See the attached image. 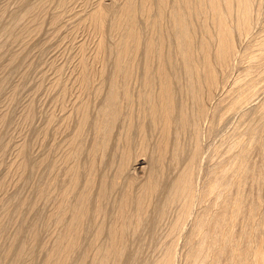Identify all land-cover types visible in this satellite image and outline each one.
I'll use <instances>...</instances> for the list:
<instances>
[{"label": "bare ground", "instance_id": "1", "mask_svg": "<svg viewBox=\"0 0 264 264\" xmlns=\"http://www.w3.org/2000/svg\"><path fill=\"white\" fill-rule=\"evenodd\" d=\"M7 1L9 3L13 2L12 0ZM15 1L19 3V6ZM31 1L32 0H14L15 4L19 8L21 7V10H24L21 11L18 8V11L20 10V12H24V14L15 12V16H17V19L19 18L17 20L15 19L16 17H14L15 21H19L18 23L15 22V24H17V27H21L20 29L17 28L14 23H11L13 25L12 27L4 25L5 28L2 24V29H4L3 32L10 34V36L8 35L10 39L8 38L6 42L8 41L7 43L11 44V40V42L16 43V47H18L19 43V46L21 45L23 49L21 50V47H18V49L20 48L19 52L18 50L16 52L12 48L16 52L15 54L10 48L9 49L11 52H9L7 49V53L9 52L8 54L12 52L13 53L11 55L14 54L13 56L9 57L10 59L13 57L11 61H9L10 59L8 60V62H10L9 65H14V63L15 66L16 64L18 65V59L21 60L20 62H22L21 64L23 65V60L26 58V56L30 55L29 52L27 54L24 49H28V47L30 48V46L34 44L33 41H35V39H37V43H39L38 41L40 40V38H37V34L39 33L40 29H43V20L41 21L40 18L42 16L39 14V12L41 13L43 9H46L47 6L53 7L55 2L57 3L55 6L56 12H53V16L51 15L50 17V19L53 17L52 22L47 18L50 20L48 22H51V24L53 23L55 27L57 25L59 26L60 23H62L63 16L69 19L68 17H70L69 15L71 13L70 12L68 15L69 6H75L77 8H75L77 12L74 8L71 9L74 10V15L78 13V10L81 8V13L76 14L74 18H76L75 20H78L76 22L79 24V27L80 24L81 26L83 25L84 28L86 26L88 28L90 27L93 32L92 34L96 35L95 38L98 39V42H96V52H94V56H96L95 59H92L94 60L92 61L93 63L88 60L90 61V65L86 60V55L89 54V52H86L88 47H85L86 44L83 46L84 42L81 43L82 45L79 43L81 45L82 55H78V58L81 59H78L80 62H77L79 63V67L75 68L80 69L79 72L78 70L76 71L78 72L77 74L79 76L76 75L74 73L75 70H73L74 74L72 77L74 75L78 76V81L73 82L76 84L79 82L77 86L78 89H81L79 94H77L78 89H76L77 87H74L77 94L76 96L78 97L79 95L81 96L82 93L83 94L81 97L82 100H78L79 103L77 104L74 103L75 107H72L74 108V112L73 110L70 111L68 108H71V102L68 106L66 104L62 105H66L65 107H67L72 113L71 115H68L70 113L67 114L68 116L64 114L67 111L66 108L65 110H59L62 111V113L64 111L63 114L66 116H62L65 120L67 117L66 125H69L68 120L71 119L72 121L70 120V122H73V119L76 118V122H74L75 126L73 123H71L74 128L72 127L73 129L71 132H66L68 133V136L67 134L66 136L64 135L65 131H63L64 134L62 131L61 133H58L60 134L59 136L63 134L65 137H67L64 139L62 138L64 137L63 135L60 137L63 139L64 143L60 141V138L57 137L56 134L57 131H59L64 126L61 128L58 126V130L57 125L59 122L58 124H55L56 122L53 120L57 129L56 133H54L55 126L52 128L49 127L52 126L50 124L53 123V121L48 118L50 115L47 117L48 120H51L49 125L47 122H45L48 125L45 126L49 128V131L52 129V132L54 130L53 133L56 134L57 138L54 136L52 137L54 138L53 140L57 141L59 139L61 143L59 141L57 142L60 145H63L60 146L62 149L60 150L58 148L59 145H57L56 142V144L53 142V144H55L59 149L58 151L57 148L54 147L55 150L58 151V153L62 151L60 157L58 156V159L55 158L54 154L56 152L55 150L52 151L53 148L49 150L50 152H54V154L52 153L54 157H47L51 153H47V155L45 152L47 149L44 150V148L41 147V150L43 149V152H45V156L43 155L44 158L42 160H36L35 158L38 156V153L36 152L37 154L34 155L35 158L32 160H36L38 163L34 164L33 161V164H31L29 161L31 158L28 157V154L30 153V156L33 154L31 153L32 151L27 153L28 150L26 149V145H23L26 143V141L23 139L25 138L23 137V134V136L20 137H22L21 141L23 139L25 142H21L23 146L18 148V158H16L18 160L17 162L15 160L14 162L16 163L13 164L15 166L14 170L17 167L16 165H18L17 169L20 171V175L17 174V176L15 171H12V163L8 162V164L10 163V167L12 169L10 170V174L14 172L13 174H15L16 177L13 174L11 175H13L16 179L18 177L17 183L20 182L22 177L30 171H33L35 174L37 172V176H39L40 172L45 170L42 169L45 166L46 168L48 167L46 171L50 169L48 173L50 176L43 185H39L37 187V194L33 199L36 200L35 202L38 203L39 206L34 203V200L33 203H28L30 200L29 197L24 196L25 194L23 195L24 197L21 195L25 200L20 199V202L17 200V205H13L11 203L13 202V199H11L12 196L9 194H3L2 197L0 196L1 202L6 201L5 196H8V198L10 196L9 199L11 202L9 199L8 201L11 203L13 208L17 207L16 209L20 214L19 215L16 212L17 210H14L18 215L15 214L17 215L16 221H13L11 218L13 222H7L6 225H8L9 231L6 230L7 226L5 227V219L1 217V261H4L5 264H34V262L36 264V259H38L36 257L37 253L39 252L38 246L42 241V238L40 239L41 232H39V230L42 229L40 227H36L39 226L40 222H38V225L33 224L35 226H32V222L37 223V219L34 221L36 218L34 214H37L36 216L38 217L42 216L41 212H43V210L40 211L37 208H40L39 202L41 204L45 203V205H47L46 202L52 201L51 208H48L49 204L46 206L48 209L43 204L46 208L45 211L51 210L47 214V217H45L44 224H41L44 225L45 229H49L51 225H53L54 227L52 226L51 228L54 230L51 228L50 230L46 229L48 234L50 233L49 231H51L53 235V243L52 248L50 249V247H48V244H50L48 239L47 241L49 243L47 244L46 242L43 245H47L46 247H48L50 250H46L45 246L40 248V251H44L45 253L44 261L41 264H141L139 263L141 261L139 258L141 249L145 247L152 238L158 237V228H160L161 224L165 223L164 221H167L165 219L171 221V219L168 218V213L171 214V212L174 211V208L178 209V216L176 217L172 215V220L173 216L177 219L174 220L170 226L168 224V226L171 227L169 232L172 235L180 234V232L182 235V230L186 229V225L191 222L189 219L191 218L190 220H192V215L194 214L193 211H195L194 207H196V204L203 205L204 203H209L210 206L203 205L206 207L205 209L203 208L204 212L201 211V213L193 217L194 222L192 229L189 232L190 234H188L189 237L187 238V248H189V250L187 249L188 253L185 255L187 256L188 262L186 263L264 264V245L261 246L259 243L262 242H259L257 239L258 236H260L258 235L260 234L259 231L261 229L264 230V228H261L264 227V224H261L260 221L258 222V219L260 218H258V216L261 214V203H263L261 198L263 197L261 193V195L258 193V196L260 195L261 197H256V202L252 200V203H248L245 200V193H247L245 192V188L248 187V184L256 186V189L257 186L260 188L264 185V98L260 101H258L259 98L257 100V97L261 96V91L264 96V91L262 89L264 87V0H38L37 2H35L36 0H33L34 3ZM4 3H2V6ZM11 3L7 4L6 2V4L9 6L4 4L5 9H8L10 5L16 6L15 4ZM46 10L48 11L50 9L47 8ZM51 10L48 11V13H50ZM44 12L45 11L42 13ZM12 13L14 12L12 11ZM17 14L20 15V17ZM65 14H67L68 17ZM44 15L46 20L47 12L43 14V17ZM39 16L41 17L39 18ZM74 18H72L73 20H71V22L69 21L70 25L73 23ZM1 19L0 21H2ZM67 19L63 20L62 24L64 26L61 25L62 29L58 27V35L62 34V31L65 28V20L68 22ZM23 20H28L29 23L27 24L26 21V24H24L22 27L20 24ZM47 26L48 31V28L51 26ZM55 27H52V31H54ZM17 29H19L21 32H19ZM35 31H37V34ZM52 31L49 33H53ZM6 33L5 35H7ZM31 33L34 34L35 37L37 35V37H32L33 35H31ZM54 34L55 33H53L52 36H54ZM30 36L34 39L33 41ZM0 37L2 36L0 35ZM1 42L0 53L2 54L5 44L3 45ZM6 42L4 41V43ZM30 42L31 44H29ZM78 47L80 48L79 45ZM22 51H24L27 55L23 54ZM33 51L31 52L33 53ZM5 52L6 50H4V53ZM21 54L22 56H26L23 57V59H20L19 57ZM91 56L93 57V52ZM91 56H89V58ZM3 58L5 59L6 57ZM35 58L36 57H34V59ZM32 61H30V64ZM26 62L27 59L25 64ZM94 63L101 64H97L101 66L100 69H95L96 67H99L96 66L94 68L95 65L93 66L94 69H92L97 70L99 73H96V71H94L95 73H92L93 71L90 69V67ZM108 63L111 64V71H108L109 69L107 70V67H110L109 65L107 66ZM9 65L6 66V64H4L5 67H3L5 69L8 67L9 69ZM31 65L34 66L33 64ZM60 68L64 69V65ZM27 69L22 70L26 72ZM56 71L62 75L65 74V70L64 72L62 71L64 74L60 72L61 69L60 71L58 69L55 70L54 73ZM14 72L15 71L11 73L13 74ZM4 73L2 76L6 74ZM22 74L20 75L21 79L25 77H22ZM61 74H59V76ZM93 74L99 77V79H96L97 81L95 80L96 77H93ZM6 75L8 76V74ZM59 76L57 75L58 78H55L56 76L54 75V78L52 77V79H58L59 81ZM76 76L74 77L75 80ZM8 77H10V75ZM62 77L60 76V80ZM72 77H70L68 81L67 79L62 78V80L65 79L68 82H64L65 80H63L66 85H64L62 88H60L61 85L63 86V84L60 85L62 80L59 81V84H57L56 80L55 82H53L54 80L52 82L57 84H55V87L57 86L63 91H66L67 85L70 86L71 89L68 87L69 90L67 89V92L64 93L62 90V92L60 91L66 96L69 91L74 90L72 86H76V84L70 82L71 79H74ZM93 78L95 83L98 82V85L94 83ZM224 78V82H226L227 78L229 83H224ZM1 80L3 81V79L0 78V81ZM5 81L6 79L4 82ZM23 81L24 80L22 79V83ZM19 82L21 83V81ZM43 83L44 82H41V84ZM95 85L97 86L95 87ZM1 86L2 85H0V92L3 90H1V88H3ZM57 87L56 89H58ZM49 88L51 90L49 91L48 89V91L51 92L53 86H49ZM60 89H58V92ZM54 92L55 91L51 92L52 96L57 93L56 92L54 94ZM70 93L72 94V92ZM89 93L94 94V96L93 94H90L91 96L89 95L90 99L93 96V99L96 97L97 99L101 100L98 110L95 107H92L93 105L91 106V102L88 101L89 97H87L86 100H83L84 94L88 95ZM220 93L223 95L221 96ZM16 94L18 93L16 92ZM69 94L66 97H69ZM73 94L71 96L74 99L75 95ZM63 95H61V97ZM217 96L218 98L219 96L221 98L216 100L217 102L215 103L217 104L213 106L215 109L212 106V108H210L214 109L212 110V113L215 115L212 116H216V118H213L217 120V122H210V125L217 124L220 120V122L224 121L225 118L223 117H226V115H229L226 118L230 117V120H232L234 123L230 122L232 124L227 126V128L231 126V129L228 128L230 133H226V140L224 139L227 143L226 152L224 153L226 154L225 160L220 162L221 165L217 167L216 171H212L215 170L216 166L215 168H211L212 172H208L210 174L209 180L206 182L205 178L204 181L206 183H202L205 184V186L201 185L202 189L199 190V187H197L198 184H196V181L198 180H196V177H198V173H200L197 168L198 165L201 164L199 160L200 157H202L203 152L201 146V131L203 129L201 128L204 127H202L201 124H203L202 122H207L206 117L208 118L210 114L209 111H211H208L209 106L207 107V105L211 101L214 103ZM16 97L18 102V96ZM66 97H62V101H65V103ZM11 98L13 99L12 96ZM48 98H50V96ZM53 98L50 99L52 100ZM59 98V96H56L57 101ZM77 99L75 100L76 102ZM14 101L16 102V99H14ZM24 101L26 100L24 99ZM24 101V104H22L21 107L25 105L26 102ZM46 101L48 102V100ZM52 101L54 102L55 98ZM55 102L53 104L54 110L55 107L60 104L58 101V104L56 103L57 105L55 106ZM252 102H256L257 105L255 103L254 105L256 106L253 105L254 107L249 109V106L253 104ZM8 104L11 106V102ZM92 104H94V102ZM26 106L24 107L25 109ZM62 106L60 105L59 107L61 108ZM93 108L97 110L94 115L92 112L95 111L92 110L91 112V109ZM4 112H7V110ZM51 112V115L54 113L53 116L57 117L55 116V111ZM224 112L225 115L223 114ZM27 113L28 115H35V113L30 114V111H27ZM4 114L6 115V113ZM44 114H46V112ZM220 114V118H217V116ZM5 115H2L5 119L2 117H0V119L6 120L7 115ZM28 115L26 114L27 118L25 117V120L27 119L26 123H30V121L33 122V120L28 122ZM72 115L75 118H73ZM59 119H61V117ZM3 120H0V126L5 123L7 124V122ZM13 120L16 119L13 117ZM227 120L229 121V119ZM56 121H58V119ZM36 124L34 125L36 126ZM218 125L219 124L215 126ZM45 126L44 129H48L45 128ZM215 126H212L214 127L212 131L216 130L215 128L217 127ZM6 128L9 129L10 127ZM68 128L71 129L69 126ZM30 129L32 130V128ZM1 131L3 132V130L0 129V133H2ZM44 131L43 134L45 133ZM40 132L41 131H39V133ZM216 132H218V130H216L215 133ZM39 133L38 136L34 134L36 139H38L37 137H39ZM49 133L47 135L50 137L49 139H52L51 136L54 134L52 133L50 134L51 136H49ZM89 133H91L90 136H88ZM47 135L45 136L47 137ZM41 136L44 135L41 134ZM223 138H225V136ZM39 140L40 139H38V141ZM41 140L44 141L42 138ZM21 143H19V145H21ZM37 143L39 144V142ZM44 144H46L47 148L48 145H51H47L46 142ZM7 145L6 149L9 148ZM219 145L222 147V144L219 143ZM29 146L31 145L29 144ZM29 146L28 148L31 150ZM2 148L4 147H1L0 150H2ZM38 150L41 152L40 149ZM7 152L9 153L8 150ZM40 152L37 158L40 157ZM16 156H14V158ZM220 156L221 154L219 157ZM2 162V165L7 164L4 161ZM146 169L147 173L145 172V177H142L141 180L138 179L140 176L136 174L138 172L142 173V171H146ZM5 170L4 172H6ZM197 171L198 173H196ZM7 173L4 174L5 177L6 174L9 175V172ZM42 175H45L43 171L40 175L41 178ZM4 176L1 175L0 179L2 177L4 179ZM141 176H144V174ZM3 179L2 181L5 182L6 180ZM42 179L45 180L44 178ZM24 180H26L25 177L23 181ZM26 181H29V179ZM35 181L39 182V180ZM13 182H15L14 192L16 193L19 188L15 187H20L22 181L20 184H17L14 180ZM1 184L2 183H0V185ZM12 184L9 183L10 186ZM2 185L5 186L7 183H3ZM2 185V192H5L6 186L3 187V190ZM10 186L9 188L11 189ZM24 187L22 186V190ZM32 188L34 187L30 188V192ZM15 193L11 195H14ZM18 193H16V196H20L17 195ZM16 196H13V198H16ZM32 196H30V198ZM26 198H28L27 201ZM6 204L7 203H5V205ZM4 207L5 209L8 207L7 210L9 213L6 214L7 210L4 212L2 206L3 211L1 208L0 210L5 216L3 214L0 215L4 216L7 221V219H9L8 214L11 215L10 211L13 209L8 205L7 207ZM27 209H29L31 212L34 211V213H32L34 219H31L29 217L30 215L27 216L30 220H32L30 223L31 226L29 225L30 221L28 224L27 221L21 220L22 223L20 222V219L23 217L21 213L23 211L25 212V210L27 212ZM18 216L22 217H19L18 220ZM17 221H19L21 224ZM13 224L14 227L17 226L16 224H19V226L15 229H12ZM165 225H162V228ZM168 226H166V228H169ZM237 226H240V231H238L239 228H237L239 234H237L235 231ZM5 231L8 235L5 237L9 239V244L7 246L5 245L7 244V239L5 238L6 240H3L4 242L2 241V239H4L3 236ZM11 231L15 233H12L14 234L11 235L12 238L8 234ZM160 232L163 231L160 229ZM165 233L166 232L164 231V234ZM185 233H187V231H185ZM9 236L10 238H8ZM178 238L180 237L178 236ZM158 239L159 238H157V241H159ZM153 240L156 241L155 239ZM260 240L262 241L263 239ZM173 241L175 242V239L170 241V244L166 243L167 246H165L166 248L164 247L165 252L164 250L162 251L163 255H161V258L158 260L155 259L153 262L154 254L153 257L152 255L149 256L150 258L152 257V264H175V261L177 260V257L175 258V255H177L175 254V248L178 244V241L177 243L175 242L176 245ZM2 242L6 243L2 244ZM256 242L259 243L256 244ZM151 243L153 245L150 246L153 248L152 246H154L155 242H150V244ZM148 247L146 248L148 249ZM142 251L144 252V249H142ZM152 251L153 250H151V252ZM143 252H141V254ZM151 252L150 254H152ZM144 254H142L143 256L140 255V257L145 256V258H147L146 254ZM39 256L43 257L42 254ZM139 259L140 261L137 263ZM147 260H145V262L148 264L149 260L148 262Z\"/></svg>", "mask_w": 264, "mask_h": 264}, {"label": "rangeland", "instance_id": "2", "mask_svg": "<svg viewBox=\"0 0 264 264\" xmlns=\"http://www.w3.org/2000/svg\"><path fill=\"white\" fill-rule=\"evenodd\" d=\"M5 3H4V2ZM11 1V0H10ZM13 2H14V0H12ZM35 1V0H34ZM34 1L32 0L31 2H33L34 3ZM38 0H36L35 2H37ZM6 2H7V4H10L7 0H2V2H1V0H0V10H2V11H0V16H1V13H2V16H1V20L2 21H0V35L2 36V37H0V42L4 45V47L6 48H4V50H6V54L4 53V50L2 51V54H4V55H2L1 53H0V68H1V66H2V68L1 69H3V70H1V76H0V78L1 79H3V81L1 80L0 81V85H2L1 87H3V88H1V92L3 93H1L0 92V115L2 114V115H5L4 113H6V115H7V117H6V120H3V119H0V120H3V121H5V122H7V124L5 123V122H3V123H5L6 124V126H5V124H2L0 127H2V128H0L1 130H3V132L2 133H0V149H1V147H4V148H2V150H0V170H1V172H0V177H1V175H3L4 176V174L5 173H7V172H9V175H7L6 174V177L4 176V179L5 178H7L8 176L10 177H8L7 179H8V181H7V179H5L6 181L5 182H3L2 181V179H3V177L0 179V183H7V185H2V188L3 187H5V192L3 191L2 192V189H1V185H0V196L2 197L3 196V194L4 195H6V194H9L10 196H12L11 197V199H13L12 201L13 202H11V200L9 199L10 198V196H9V198H8V196H5V200L7 201H5V202H1L0 201V203H1V205H0V208H1V210L3 211V209H4V212H6L5 210H7L8 209V207H7V205L9 206V207H11L13 210H11L10 212H11V215H9L8 214V216H9V219H7V221H6V218L4 217L5 215H4V213H2V211L0 210V214L2 215H4V216H1L0 215V220L2 219L1 217H3V219H5V227L7 226V229L6 230H8L9 231V229H8V225H6L7 224V222H9V221H12V219H13V221H16V216L19 214L18 213V210L15 208H13V206L11 205V203L13 204V205H15L16 203L18 204V201L21 199V200H25V199H23V197L25 196V197H29V200H30V202L28 201V203H33V200H34V203H36L35 201V199H33V198H35L36 197V192H37V187L40 185H43L47 180H48V177L50 176L48 173H49V171H50V169H48L47 171H46V169L48 168H46V166L44 167V168H42V169H45V170H42L43 171V173L45 174L44 176L42 175V178H44L45 180H43L42 178H41V173H42V171L40 172V175H39V173H38V175L40 176V178H41V180H40V178H39V176H37V172H36V174L35 173H33V171H30V172H27L23 177H22V182L20 181V179H19V181L21 182V184H20V182H18L17 183V180H18V177H17V179L15 178L16 177V175L17 174H19L20 175V171L17 169V167H18V165H16L17 167L15 168V170H14V165L13 164H15L16 162H17V160L18 159H16V158H18V152H19V149L18 148H20V146H23V145H26V149L28 150V152L27 153H29L30 151H32L31 153L33 154H31L32 156H30V153L28 154L29 156V158H31V160L29 159V161L31 162V164H35V163H38V161H36V160H39V159H43L44 158V156H45V152H46V154L47 153H51V154H47L46 156L47 157H50V158H52V156L54 157V155H55V158L56 159H58V156L60 157V154L62 153V151L61 152H59L58 153V151H59V149L60 150H62L61 149V147L60 146H63L62 144L60 145L57 141H59V139L57 140V141H54L53 139L54 138H52V137H56V134H57V137H62V135L64 134L65 136H66V134H67V136H68V133H66V132H71V130L74 128V122H76L75 120H76V118L75 117H73V115H72V117L73 118H75V119H73V122H70V120H68L69 122H68V124L69 125H66L67 124V117H66V120L64 119V117L62 116V115H64V114H68V113H70V114H68V115H71L72 113L70 112V111H72L74 108H72V107H75L74 105L75 104H77V103H79L78 102V100H82V94H81V96L79 95L78 97L76 96L77 94H79V92L81 91V89L79 88L78 89V86H77V84H79V82L76 84L75 82H77L78 80V72H79V70L80 69H75V68H78L79 67V63H77V62H80V60L78 61V59H81V58H78L79 56L78 55H82V52H81V43H83L84 45L83 46H85V44H86V46L85 47H88L86 50V52L88 53L89 52V56H91L92 55V52H93V57L91 56L90 58H89V56L88 55H86L85 57H86V60L88 61V60H90L91 61V63H93L92 61H94V60H92V59H95V56H94V52H96V42H98V39L97 38H95V36L96 35H94V34H92L93 32H92V30L90 29V27L88 28L86 25V27L84 28L83 27V25L81 26V24H80V27H79V24L76 22V21H78V20H75L76 18H74V16L76 15V14H78V13H81L80 11H81V8L78 10V13H76L77 12V8L75 7V6H69V8H68V15H69V13H70V17H68V15L67 14H65L69 19L72 17V18H74V21H73V23H71V25H72V27H71V25H70V22H71V20H73L72 18L69 20V19H67V18H65V16H63V18H62V23H63V20L64 19H67L68 20V22L65 20V28L63 29V31L62 30H60V31H62V34H60V35H58V33L59 32H57V30L59 31V28L58 27H60V29H62V26H64L62 23H60V25L58 26H56L55 27V25L52 23L51 24V22H52V20H53V17H52V19H50V17H51V15L53 16V14L56 12V10H55V6L57 5V3L55 4L54 3V5H53V7L52 6H47L46 7V9L48 8V9H52L51 10V12L50 13H48V11H50V10H46V9H43V11H45V12H47V17H46V20H45V15H44V17H43V14H45V12L44 13H40L39 12V14L42 16H39V18L41 19V21L43 20H45L44 22L42 21V30L40 29V31H39V33L41 34H37V31H35V33L38 35V37H37V35H36V37L37 38H40V40L38 41L39 43H37V39H35V41H33L34 39L32 38V37H35L34 36V32H32V33H34V34H32L31 33V35H33L32 37H31V39H32V41H33V43L34 44H32L31 46H30V48L28 47V45H27V47H28V49H24V51L28 54V52H29V54L30 55H28V56H30V57H28V56H26L27 54L24 52V51H22L23 52V54H26V55H23L22 56V54L20 55V59H23V57H25L26 56V58L23 60L24 62H23V65L21 64L22 62H20L21 60H19L18 59V61L20 62V64H19V62H18V65L16 64V66H15V63H14V65H9V63L10 62H8V60L10 59L9 57H11V56H13L16 52H17V50H18V52H19V49H18V47H21V45L19 46V43H18V47H16L17 45H15L16 43H13V42H11V40H10V43L11 44H9V43H7L6 42V40L9 38V36H10V34H7L6 32H3L4 31V29H2V24H3V27H4V25L6 26V25H8V26H10V27H12L13 25V23L15 24V22L16 23H18L19 21H17L18 19H17V16H15L16 15V13H19L20 12V10H21V7L19 8L18 6V4L19 3H17V1H15L16 2V4L18 5H16L15 4V2L13 3H11V4H15L16 6H14V5H10V7H8V9L6 8L5 9V5L6 6H9V5H7L6 4ZM2 3H4L3 4V6H2ZM12 6V7H11ZM52 7V8H51ZM70 7H72V8H70ZM4 8V9H3ZM10 8V9H9ZM15 8V9H14ZM18 8L20 9L19 11H18ZM75 9V15H74V13H73V11L74 10H71V9ZM3 10H4V13H3ZM7 10V11H6ZM14 12V13H12V11ZM23 10V9H22ZM21 10V11H22ZM18 11V12H17ZM24 11V10H23ZM16 12V13H15ZM54 12V13H53ZM6 13V14H5ZM21 13V12H20ZM19 13V14H20ZM23 14H24V12H22ZM21 13V14H22ZM72 13H73V15H72ZM8 14V15H7ZM10 15V16H9ZM18 15V14H17ZM19 17H20V15H18ZM49 16V17H48ZM13 17V18H12ZM14 17H16L15 19H17L16 21H15V19H14ZM9 18H11V19H9ZM43 18V19H42ZM50 19L51 20V22H48V21H50V20H48V19ZM78 19V18H77ZM4 21V22H3ZM7 22V24H6V22ZM27 21V24L29 23V21L28 20H26ZM26 21H22V23L20 24L22 27L24 26V24H26ZM70 21V22H69ZM10 22V23H9ZM67 22V23H66ZM5 23V24H4ZM12 23V24H11ZM45 23V24H44ZM77 23V24H76ZM59 24V23H58ZM45 25V26H44ZM47 25H49V26H51V27H49L48 28V31H47ZM53 25V26H52ZM62 25V26H61ZM69 25H70V27H69ZM74 25V26H73ZM15 26L17 27V24H15ZM78 26V27H77ZM15 27V28H16ZM52 27L54 28L55 27V29H54V31H52L53 29H52ZM74 27V28H73ZM77 27V28H76ZM5 28V27H4ZM17 28H19V26L17 27ZM21 28V27H20ZM19 28V29H20ZM33 28H34V26H33ZM57 28V29H56ZM73 28V29H72ZM79 28V29H78ZM19 29H17V30H19ZM45 29V30H44ZM76 29H78V30H76ZM1 30H2V33H3V35H2V33H1ZM21 30H23V29H21ZM71 30V31H70ZM73 30V31H72ZM75 30V31H74ZM90 30V31H89ZM34 31V30H33ZM41 31H43V32H41ZM50 31H52L53 33H55L54 34V36H52L53 35V33H49ZM19 32H21L20 30H19ZM18 32V33H19ZM46 32V33H45ZM56 32H57V35H58V37H57V35H56ZM66 32V33H65ZM72 32H74V33H72ZM77 32H78V34H77ZM5 33L7 34V35H5ZM50 34V35H49ZM67 34V35H66ZM90 34V35H89ZM9 35V36H8ZM4 36V37H3ZM7 36V37H6ZM40 36V37H39ZM47 36V37H46ZM61 36V37H60ZM83 36V37H82ZM35 37V38H36ZM51 37V38H50ZM65 37H67V38H65ZM70 37V38H69ZM75 37V38H74ZM63 38V39H62ZM74 38V39H73ZM87 38V39H86ZM3 39V40H2ZM10 39V38H9ZM48 39V40H47ZM50 39V40H49ZM53 39V40H52ZM30 40V39H29ZM83 40V41H82ZM86 40V41H85ZM4 41L10 46H8L6 43H4ZM54 41V42H53ZM57 41V42H56ZM79 41V42H78ZM61 42V43H60ZM63 42V43H62ZM76 42V43H75ZM78 42V43H77ZM90 42V43H89ZM108 42H110V41H108ZM45 43V44H44ZM81 45H80V44ZM94 43V44H93ZM110 43H112V42H110ZM109 43V44H110ZM21 44V43H20ZM29 44H31V42L29 43ZM37 44V45H36ZM7 45V46H6ZM33 45H35V46H33ZM77 45V46H76ZM78 45L80 46V48L78 47ZM12 46V47H11ZM15 46V47H14ZM38 46V47H37ZM44 46V47H43ZM43 47V48H42ZM49 47V48H48ZM58 47V48H57ZM76 47H78V48H76ZM84 47V48H85ZM11 49V51H13L14 52V54L13 55H11L12 53H10V54H8L9 52H11L10 51V49ZM16 51H14L13 49ZM17 48V49H16ZM26 48V47H25ZM92 48V49H91ZM7 49L9 50V52L7 53ZM30 49H32V50H30ZM33 49H34V51H33ZM62 49V50H61ZM77 49V50H76ZM95 49V50H94ZM21 50H23L22 49V47H21ZM90 50V51H89ZM31 51H33V53L31 52ZM37 51V52H36ZM50 51V52H49ZM66 53H65V52ZM68 51V52H67ZM79 51V52H78ZM53 52V53H52ZM64 52V53H63ZM32 53V54H31ZM52 53V54H51ZM74 53V54H73ZM80 53V54H79ZM7 54H8V56H7ZM63 54V55H62ZM77 54V55H76ZM96 54V53H95ZM32 55V56H31ZM36 55V56H35ZM51 55V56H50ZM53 55V56H52ZM36 57L35 59H34V57ZM42 56V57H41ZM69 56V57H68ZM2 57V58H1ZM3 57H6L5 59L3 58ZM8 57V58H7ZM33 59H32V58ZM59 57V58H58ZM60 57H62V58H60ZM75 57V58H74ZM81 57V56H80ZM13 58V57H12ZM12 58L9 60V61H11L12 60ZM29 58H31V59H29ZM47 58V59H46ZM51 58V59H50ZM2 59V60H1ZM26 59H27V62H26V64H25V61H26ZM50 59V60H49ZM32 60H34V61H32ZM41 60V61H40ZM63 60V61H62ZM30 61H32L31 62V64H33L34 66H32L31 64H30ZM90 61H88V63H89V65H90ZM48 64H47V63ZM70 62V63H69ZM97 62V61H96ZM69 63V64H68ZM4 64H6V66H8L9 65V69H8V67H7V69H5L4 67ZM29 64V65H28ZM45 64H47V65H45ZM75 64V65H74ZM77 64V65H76ZM97 64H100V63H97ZM97 64H92L91 65V67H90V69L92 70V69H94L96 66H99V67H96L95 69H100L101 68V64L100 65H97ZM37 65V66H36ZM42 65V66H41ZM59 65V66H58ZM63 65H64V69H62V68H60V67H63ZM95 65V66H94ZM110 66V67H107V70L108 71H111V64L110 63H108L107 64V66ZM4 66V67H3ZM11 66V67H10ZM14 66H15V68H14ZM21 66V67H20ZM31 66H32V68H31ZM44 66V67H43ZM52 66V67H51ZM74 66H76V67H74ZM93 66H94V68H93ZM25 67H27V68H25ZM61 69V71H60V69ZM72 67V68H71ZM12 70H11V69ZM45 68V69H44ZM54 68H56V69H54ZM4 69H5V71H4ZM15 69V70H14ZM18 69V70H17ZM24 69H27L26 70V72L25 71H23ZM36 69V70H35ZM38 69V70H37ZM59 70L60 72H64V70H65V74L64 75H62L61 73H59L58 71H56L55 73H54V71L55 70ZM49 70V71H48ZM52 70V71H51ZM69 70H70V72H69ZM73 70H75V74L76 75H78V76H76V75H74L73 77H72V75L74 74L73 73ZM78 70V72H76ZM7 71V72H6ZM13 71H15L13 74L11 73V72H13ZM37 71V72H36ZM41 71H42V73H41ZM45 73H44V72ZM68 71V72H67ZM93 72L92 73H95L94 71H96V73H99V72H97V70H92ZM100 71V70H99ZM8 74V76L10 75V77H8L6 74ZM25 72V73H24ZM29 72V73H28ZM32 74H31V73ZM48 72V73H47ZM5 74V75H3L2 76V74ZM22 73H24V74H22V77L23 76H25V77H23L22 79L24 80L23 81V83H22V79H21V74ZM44 73V74H43ZM57 73V74H56ZM61 74L60 76L62 77V78H65V79H67V81H68V79L70 78V77H72V78H74L75 76H76V80H75V78L74 79H71V81L70 82H73V81H75V82H73L74 84H76V86L75 85H73L72 86V88L74 89V87L76 88V89H78V93L76 94V90L74 89H72L73 91H69V93L70 92H72V94L73 93H75V94H73V95H75V98L73 99V97L71 96L72 94L70 93H68L70 96L69 97H66L68 94H66V96H65V92H67L69 89H71V87L70 86H68L67 85V88H66V91L64 90H62V89H60V88H62V87H64V85H66L64 82H67L65 79H63V80H65L64 82H63V80H62V78H61V80H60V76H59V74ZM16 74H18V75H16ZM20 74V75H19ZM26 74V75H25ZM27 74H28V76H27ZM44 76H43V75ZM48 74V75H47ZM257 74V73H256ZM46 75H47V77H46ZM56 76L55 78H58L57 77V75L59 76V81H61L60 82V85L61 84H63V86L61 85L60 86V88H58L57 86V88L58 89H60L59 90V92H58V89H56V87H55V84L53 83V82H55V80H56V82H57V84H59V81H58V79H52V77L53 76ZM94 75V74H93ZM98 75V74H97ZM6 76V77H5ZM13 76H15V77H13ZM20 77V79H19V77ZM8 77V78H7ZM94 78H95V80L96 79H99V77H97V76H93ZM25 78V79H24ZM26 78H28V79H26ZM39 78V79H38ZM50 78V79H49ZM54 78V77H53ZM94 78H93V80H94ZM6 79V83L4 82V80ZM18 79H19V81H21V83L18 81ZM46 79V80H45ZM54 80V81H53ZM95 80H94V83H95ZM27 81V82H26ZM36 81V82H35ZM44 82L43 84H41V82ZM48 81V82H47ZM53 81V82H52ZM97 81V80H96ZM225 81V78H224V80H223V82ZM19 82V83H18ZM223 82H222V85H223ZM259 82H260V80H259ZM12 83V84H11ZM34 83V84H33ZM49 83V84H48ZM68 83V82H67ZM94 83H93V85H94ZM224 83H229V81H228V79L226 78V82H224ZM18 85V86H16V85ZM24 84H26V85H24ZM38 84H40V85H38ZM56 84V85H57ZM95 84H97L98 85V82L97 83H95ZM23 85V86H22ZM44 85V86H43ZM69 85H72V84H69ZM97 85H95V87L97 86ZM260 85V84H259ZM262 85V84H261ZM13 86V87H12ZM21 86H22V88H21ZM49 86H53V88H55V89H53L52 88V91L51 92H53V91H55L54 92V96H52V93L51 92H49L51 89L49 88ZM18 87V88H17ZM44 87V88H43ZM68 87H69V89H68ZM79 87H80V85H79ZM12 89V92H11V89ZM41 91H39L38 89ZM64 88V89H65ZM15 89V90H14ZM25 89V90H24ZM48 89H49V91H48ZM68 89V90H67ZM263 89V91H264V87L262 88ZM5 90V91H4ZM17 90V91H16ZM20 90V91H19ZM23 92H22V91ZM57 90V91H56ZM64 92V93H61L62 91ZM9 93V91H10V93L9 94H11V95H9L7 92ZM49 92V96H50V98H55V106L58 104L57 102L59 101V105L57 106V107H55V110H54V102L52 101V100H54V98L51 100L50 98H48L49 96H48V92ZM61 91V92H60ZM222 91V90H221ZM15 92V93H14ZM16 92L18 93V94H16ZM35 92V93H34ZM13 93V94H12ZM20 93V94H19ZM93 93H94V91H93ZM93 93H89L88 95L87 94H84V97H83V100H86V98L87 97H89L88 98V101L89 102H91V106L92 107H95L97 110H98V107H100V104H101V100L100 99H97L96 97L93 99L92 97L94 96V94ZM261 93V96L259 97H257V100H258V98H259V100L258 101H260V100H262L263 98H264V96H263V93H262V91L260 92ZM259 93V94H260ZM14 94H16V95H14ZM34 96H33V95ZM42 94V95H41ZM58 94V95H57ZM64 94V95H63ZM93 94V96L91 97V99H90V96ZM4 95H7V96H4ZM29 95V96H28ZM37 95V96H36ZM61 95H63L64 97H66L65 98V100H66V103H65V101H62V97H61ZM87 95V96H86ZM90 95V96H89ZM220 95H221V93H220ZM223 95V94H222ZM221 95V96H222ZM3 96H4V98H3ZM11 96L13 97V99L11 98ZM15 96V97H14ZM16 96H18V102H17V97ZM56 96H59L60 98V100L58 99V101H57V99H56ZM86 96V97H85ZM263 96V97H262ZM7 97H8V99H7ZM21 97V98H20ZM32 97V98H31ZM44 97V98H43ZM72 99H71V98ZM78 99H77V98ZM80 97V98H79ZM30 98V99H29ZM33 98H35V99H33ZM58 98V97H57ZM70 98V99H69ZM85 98V99H84ZM217 98H218V96H217ZM215 99V101H214V103H213V101H211V102H209V104L207 105V107L209 108L208 109V111L209 110H211V111H209V116H208V118L206 117V120H207V122H206V120L204 119V121L206 122V123H204V122H202L203 124H201V126L202 127H204V128H201V129H203L202 131H201V133L203 134H201V136H202V138H201V143H202V157H200V160H199V162L201 163L200 165H198V170L200 171V173H198V171L196 172V173H198L197 175H198V177H196V184H198L197 185V187H199V190L200 189H202V187H201V185L203 186H205V184H202V183H206L208 180H209V176H210V174L208 173V172H212V171H216V169H217V167H219L220 165H221V163L220 162H222V161H224L225 160V155L226 154H224L225 152H226V148H227V143L225 142V140H226V133H230V130L228 129V128H230L231 129V126L230 127H228L227 128V126L230 124H232V123H234L232 120H230V117H228V118H226L227 116H229V115H226V117L224 116L223 118H225L224 119V121H222V122H220V121H218L219 123H217V124H219L218 126H215V125H217V124H212L213 122L215 123V122H217V120H215L214 118H216V116L214 117V116H212V115H215V114H213L212 113V110H214L215 108L213 107V106H215L217 103H215V102H217L216 100H219V98H221L220 96H219V98L218 99ZM11 101H10V100ZM14 99H16V102L14 101ZM24 99L26 100V101H24ZM29 101H28V100ZM32 99V100H31ZM77 99V102L75 101ZM4 100V101H3ZM8 100V101H7ZM13 100V101H12ZM21 100V101H20ZM46 100H48V102L46 101ZM64 100V99H63ZM257 100H256V102H257ZM7 101V102H6ZM23 101L24 102H26L25 103V105H23V107H21L22 106V104H24L23 103ZM68 101V102H67ZM3 102H5V103H3ZM9 102H11V106H10V104H8ZM35 102V103H34ZM53 102V103H52ZM70 102L72 103V105L70 104ZM94 102V104H92ZM97 102V103H96ZM220 102V101H219ZM255 102V103H256ZM2 103V104H1ZM12 103H13V105H12ZM18 103V104H17ZM29 104V106H28V104ZM31 103V104H30ZM57 103V104H56ZM75 103V104H74ZM211 103H212V105H211ZM253 103V102H252ZM255 103H253V104H251L248 108L249 109H251V107L253 108L254 106H256L257 105V103H256V105H254ZM4 104V105H3ZM35 104V105H34ZM64 104H66L67 106L70 104V106H71V108L70 107H68L69 108V110H68V108L67 107H65V106H62V105H64ZM98 105V106H96V105ZM221 104H224V103H221ZM3 105V106H2ZM28 107H27V106ZM62 106L61 108L59 107V106ZM224 105H226V104H224ZM254 105V106H253ZM8 106V107H7ZM17 106V107H16ZM26 106V109L24 108ZM37 106V107H36ZM214 108V109H210V108H212V107ZM222 106V105H221ZM2 107V108H1ZM34 109H37V110H34ZM36 107V108H35ZM47 107V108H46ZM91 107V108H92ZM224 107V106H223ZM222 107V108H223ZM11 109V111H10V109ZM16 108V109H15ZM17 108H19V109H17ZM65 108L67 109V111L64 113V111H63V113H62V111H59V110H65ZM226 108V107H225ZM45 109V110H44ZM96 109H91V112H92V110L93 111H95V112H92L93 113V115L97 112V110ZM224 109V108H223ZM7 110V112H8V114H7V112H4V111H6ZM17 110V111H16ZM40 110V111H39ZM22 111V112H21ZM27 111H30L31 113L30 114H32V113H35V115L33 114V115H28V113H27ZM34 111V112H33ZM51 111H55V116H57V117H54L53 115H54V113L51 115ZM69 111V112H68ZM46 112V114H44ZM73 112H74V110H73ZM214 112V111H213ZM20 113V114H19ZM23 113V114H22ZM29 116V118H28V122L30 121V120H33V122L32 121H30V123H26L27 121V119L25 120V117L27 118V116H26V114ZM40 113V114H39ZM42 113V114H41ZM10 114V115H9ZM16 114V115H15ZM25 114V115H24ZM37 114V115H36ZM57 114V115H56ZM224 115H225V112L223 113ZM222 114V115H223ZM0 116V117H2V118H4L3 116ZM5 115V116H6ZM9 115V116H8ZM47 115V116H46ZM51 117H50V116ZM66 115H64V116H66ZM67 115V116H68ZM18 116V117H17ZM34 116V117H33ZM37 116V117H36ZM49 116V117H48ZM220 116H221V114L220 115H218L217 116V118H220ZM13 117H14V119H16V120H13ZM32 117H33V119H32ZM47 117L48 118H50L52 121H53V123L52 124H50V125H52V126H49L50 128H52V127H54V130H55V132H54V130H53V132L54 133H56V131H57V129H56V125L55 124H58V122H59V124L57 125V127L58 126H60V128L62 127V126H64V127H62L60 130H59V127H58V130L59 131H57V133L56 134H54L53 132H52V129H51V131H49V128L47 127L48 125H49V122H51V120L49 121L48 119H47ZM52 117H54V118H52ZM61 117V119H59ZM214 117V118H213ZM8 118V119H7ZM21 118H22V120L24 121H22L21 120ZM35 118H36V120H35ZM211 118H213V119H211ZM5 119V118H4ZM19 119V120H18ZM58 119V121H56ZM227 119H229V121L227 120ZM8 120V121H7ZM12 120V121H11ZM35 120V121H34ZM223 120V119H222ZM227 120V121H226ZM20 121V122H19ZM72 121V120H71ZM235 121V120H234ZM31 122H32V124H31ZM45 122H47L48 123V125L45 123ZM65 123V124H63V123ZM210 122H212L211 124L212 125H210ZM227 122V123H226ZM230 122H232V123H230ZM12 123H14V124H12ZM18 123V124H17ZM23 125H22V124ZM37 123V124H36ZM45 123V124H44ZM55 123V124H54ZM71 123H73V125H71ZM222 123V124H221ZM10 124H12V125H10ZM22 125V126H20V125ZM34 124H36V126L34 125ZM208 124V125H207ZM9 125V126H8ZM15 125V126H14ZM27 125V126H26ZM31 125H33V126H31ZM45 125H47V126H45ZM71 125V126H70ZM203 125H205V126H203ZM226 125V126H225ZM234 125V124H233ZM232 125V126H233ZM4 126H5V128H4ZM14 128H13V127ZM19 126V127H18ZM31 126V127H30ZM44 126H45V128H48V129H44ZM68 126L69 127H71V129L70 128H68ZM212 126H215V127H217V128H215L216 130H218V132H216L215 133V131H212L213 129H214V127H212ZM222 128H220V127ZM223 126V127H222ZM6 127H10L9 129L8 128H6ZM73 127V128H72ZM208 127H210V128H208ZM15 130H13V129ZM30 128H32V130L30 129ZM39 128V129H38ZM41 128H43L44 130H46V131H44L43 129H41ZM66 128V129H65ZM225 128H227L228 129V131H227V129H225ZM233 128V127H232ZM7 129V130H6ZM25 129H26V131H25ZM32 131V133H31V131ZM63 129H65V130H63ZM69 129V130H68ZM10 130V131H9ZM13 130V131H12ZM36 130V131H35ZM38 130V131H37ZM46 133H44L43 134V131ZM67 130V131H66ZM223 130V131H222ZM30 131V132H29ZM39 131H41L40 133H39ZM51 132V133H49V132ZM61 131H62V133H63V131H65L63 134H61V136H59L60 134H58L59 132L61 133ZM205 131V132H204ZM210 131V132H209ZM225 131V132H224ZM20 132V133H19ZM25 132V133H24ZM39 133V137H37L38 139H40L39 141H38V139H36V136H38V133ZM204 132V133H203ZM214 132V133H213ZM232 132V131H231ZM5 133V134H4ZM49 133V136H51L50 134H54V135H52L51 136V138L52 139H49L50 137H48V134ZM211 133H213V134H211ZM6 134H7V136H6ZM15 134V135H14ZM23 134H24V136H23ZM29 134V135H28ZM36 136H35V135ZM41 134L42 135H47V137L45 136V138H46V140H48V141H46L45 140V138H44V136H41ZM90 134L91 133H89V135L88 136H90ZM208 134V135H207ZM5 137H4V136ZM28 135V136H27ZM63 135V136H64ZM205 135V136H204ZM210 135V136H209ZM3 136V137H2ZM20 136H23V137H25V138H23L25 141H26V143H24L23 145H22V143L21 142H25L23 139H22V141H21V138L22 137H20ZM34 136V137H33ZM41 136V137H40ZM62 137L63 139L64 138H67V137ZM217 136V137H216ZM225 136V138H223ZM9 137V138H8ZM28 137V138H27ZM31 137V138H30ZM33 137V138H32ZM56 137V138H57ZM156 137V136H155ZM221 137V138H220ZM2 138V139H1ZM20 138V139H19ZM41 138L47 143V145L48 144H53V142L55 143H57V145H59V149L57 148V146L55 145V144H53L52 146L51 145H48V148H47V146H46V144H44L45 142L44 141H42L41 140ZM90 138V137H89ZM157 138V137H156ZM156 138H153V139H156ZM213 138H215V139H213ZM29 139V140H28ZM63 139H61L60 138V141L61 142H63ZM87 139H88V137H87ZM225 139V140H224ZM27 140H28V142H27ZM35 140V141H34ZM53 140V141H52ZM66 140V139H65ZM90 140V139H89ZM219 140V141H218ZM224 140V141H223ZM228 140V139H227ZM30 141V142H29ZM41 141H42V144H41ZM50 141V142H49ZM59 141V142H60ZM205 141V142H204ZM3 142V143H2ZM5 142V143H4ZM18 142V143H17ZM35 142V143H34ZM37 142H39V144L37 143ZM44 142V143H43ZM49 142V143H48ZM60 142V143H61ZM225 142V143H224ZM7 143H8V145H7ZM10 143V144H9ZM19 143H21V145H19ZM27 143H28V145H27ZM33 143V144H32ZM64 143V142H63ZM219 143L220 144H222V147H221V145H219ZM29 144L31 145V146H29ZM44 144V145H43ZM216 144V145H215ZM226 144V145H225ZM5 145V146H4ZM6 145L10 148H8V149H6ZM41 145V146H40ZM45 146V147H43V146ZM224 145V146H223ZM13 146V147H12ZM28 146L30 147V149L31 150H29V148H28ZM34 146V147H33ZM51 148H50V147ZM204 146V147H203ZM12 147V148H11ZM41 147L42 148H44V150L45 149H47V150H45V152H43V149L41 150ZM57 148V150L58 151H56L55 150V148ZM37 148V149H36ZM53 148V149H52ZM36 149V150H35ZM38 149H40L41 150V152L38 150ZM49 149H52V151L53 150H55V154H54V152H50V150ZM218 149V150H217ZM7 150L9 151V153L7 152ZM11 150V151H10ZM49 150V151H48ZM13 151H14V153H13ZM35 151V152H34ZM48 151V152H47ZM221 151H222V153H221ZM12 152V153H11ZM38 153V156H39V152H40V157H42V158H37L38 156H36V158H35V156L34 155H36L37 153ZM43 152V153H42ZM54 155H53V154ZM42 154V155H41ZM57 154V155H56ZM221 154V156L219 157V155ZM3 155V156H2ZM17 155V156H16ZM44 155V156H43ZM14 156H16L15 158H14ZM6 157V158H5ZM33 157V158H32ZM205 157V158H204ZM36 159L35 161L34 160H32V159ZM54 158V159H55ZM14 159V160H13ZM210 159V160H209ZM256 159V158H255ZM16 160V162H14ZM209 160V161H208ZM2 161H4L5 163H7V164H3L2 165ZM34 161V162H33ZM208 161V162H207ZM8 162H10V163H12V169H11V167H10V163L8 164ZM14 162V163H13ZM33 162V163H32ZM214 163V164H213ZM203 165V166H202ZM5 166H7V167H5ZM9 166V167H8ZM200 166V167H199ZM215 166H216V168H215ZM170 167V166H169ZM215 168V170H212L211 168ZM7 168V169H6ZM10 168V169H9ZM6 169V170H5ZM207 169V170H206ZM219 169V168H218ZM4 170L6 171V172H4ZM10 170H12V171H15V174H13V173H11V174H13V175H11L10 174ZM210 170V171H209ZM212 170V171H211ZM40 171V170H39ZM45 171H46V173H45ZM17 172V173H16ZM145 172L147 173V169H146V171H142V173L141 172H138L136 175H139V176H137V177H139L138 179H142V177H145ZM141 173V174H140ZM144 174V176H141V175H143ZM11 175V176H10ZM35 175V176H34ZM196 175V176H197ZM18 176V175H17ZM12 177V178H11ZM24 177L26 178V180H28L29 179V181H30V183H29V181H26V180H24L23 181V179H24ZM14 178V179H13ZM19 178H20V176H19ZM33 178V179H32ZM47 178V179H46ZM205 178H206V182L204 181L205 180ZM3 179V180H4ZM12 181V182H10V181ZM13 180L14 181H16V183L17 184H20L21 186V188L18 186V187H15V188H19L18 189V191H19V193H21V194H19L18 193V191H17V189H16V193H18L17 195H20V196H16V193L14 192V184H15V182H13ZM35 180H39V182L38 181H35ZM2 181V182H1ZM34 183H33V182ZM43 181V182H42ZM10 184H12L11 186L9 185V183ZM26 182H28V183H26ZM42 182V183H41ZM26 183V184H25ZM38 184V183H40V184H38V185H36V184ZM16 184V185H17ZM33 184V185H32ZM35 184V185H34ZM9 186L11 187V189L9 188ZM22 186L24 187V186H26V187H24L23 188V190H22ZM252 186V187H251ZM260 186H262V185H260ZM259 186V187H260ZM31 187H34V188H32L31 189V192H30V188ZM7 188V189H6ZM10 189V190H9ZM21 189V190H20ZM25 189V190H24ZM29 191H28V190ZM260 189H262V190H259ZM3 190H4V188H3ZM7 190V191H6ZM9 190V191H8ZM33 190V191H32ZM21 191V192H20ZM23 192V193H22ZM233 192V191H232ZM231 192V193H232ZM245 192H247V193H245V200L249 203V202H251L252 203V200H254L255 202H256V197L258 198L261 194H262V197L263 198H261V201L263 202V203H261V208H260V210H261V214L258 216V222L260 221V223L261 224H264V185L262 186V187H260V188H258V186H257V189H256V186H253V185H251V184H248V187L247 188H245ZM13 193H15L14 195H11V194H13ZM30 193H32L33 194V196H32V194L30 195H28V194ZM234 193V192H233ZM232 193V194H233ZM258 193L260 194L259 196H258ZM25 194V195H24ZM27 194V195H26ZM23 197H22V196ZM13 196H16V198H13ZM30 196H32L31 198H30ZM0 197V198H1ZM7 197V198H6ZM21 197V198H20ZM261 197V196H260ZM247 198V199H246ZM2 199H4V198H2ZM1 199V200H2ZM8 199L10 200V202L8 201ZM15 199V200H14ZM32 199V200H31ZM37 199V198H36ZM248 199H249V201H248ZM18 200V201H17ZM20 200V201H21ZM28 200V198H26V201ZM17 201V202H16ZM19 201V202H20ZM253 201V202H254ZM9 202V203H8ZM15 202V203H14ZM42 202H43V200H42ZM46 202V201H45ZM49 202V201H48ZM46 202V204L47 205H45V203H43L44 205H45V207L46 206H48V204H49V206H48V208H51V202ZM5 203H7L6 205H5ZM250 203V204H251ZM3 204V205H2ZM16 204V205H17ZM37 204V206H39L38 205V203H36ZM39 204H40V208L39 207H37L40 211H42L43 210V212H41L42 213V216H40V217H38V216H36L35 214H34V216L36 217L35 218V220L34 221H36V219H37V223H35V222H32V220H30L27 216H29L31 219H34V217H33V214L32 213H34V211L33 212H31L29 209H27L28 211L26 212V210H25V212L23 211L22 213H21V215L23 216H18V220H19V217H22L21 219H20V222L22 223V221L21 220H23V221H27V224H28V222H29V225L31 226V222H32V226H35V225H33V224H36V225H38L39 223L38 222H40V224H39V226H36V227H40L42 230H43V228H44V225H42V224H44V219H45V217H47V214L50 212V210L48 211H45V209L47 208H45L44 207V205L43 204H41L40 202H39ZM31 205V204H30ZM204 206L205 205H208V206H210V204L209 203H204L203 204ZM203 205H200V204H196V207H194V209H195V211H193V217H195L197 214H199V213H201V211H203V208L205 209L206 207H204ZM2 206H3V209H2ZM4 206H6L7 208L5 209V207ZM197 206H198V209H197ZM203 206V207H202ZM207 206V207H208ZM263 207V208H262ZM47 208V209H48ZM177 208V207H176ZM200 208V209H199ZM202 208V209H201ZM9 210H10V208H9ZM14 210H17L16 212L18 213H16ZM45 211V212H44ZM171 211H173V210H171ZM15 212V213H14ZM178 209H175L174 208V211L173 212H171V214L170 213H168L169 214V217H168V215H167V217L169 218V219H171V221L170 220H168V219H165V220H167V221H164L165 223L164 224H161V226H160V228H158L159 229V232H160V229L163 231V232H158V234H156V235H158V237L157 238H159L158 240L159 241H157V238H152L151 240H153V239H155L156 241H149V243L145 246V247H143L142 249H144V252L142 251V249H141V251H140V255H142V254H146V256H147V258H145V256L144 257H140V255H139V258L141 259V261H140V259L137 261V263L139 262V263H141V264H145L146 262H145V260H147L148 258V260H149V262H148V260H147V262H148V264L149 263H151L152 264V257H153V254H154V257H153V262H154V260L156 259V260H158L159 258H161L160 256L161 255H163V250H164V252H165V246H167V244L166 243H169L170 241H172L173 239H175V242L177 243V241H178V244L176 245V243H175V245H176V248H175V250H176V253L175 254H177V255H175V258L177 259H175L176 261H175V264L177 263V264H187L188 262H187V256H185V255H187V253H188V250H189V248H187V245H188V234H190L189 232L191 231V229H192V225H193V217H192V220H190L189 219V221H191V222H189V224L191 225H189V224H187L186 225V229H183L182 230V235H181V232H180V234H171L170 232H169V230L171 229V227H169L170 226V224H172L173 223V221L174 220H176L177 218H175L174 216H178ZM197 212V213H196ZM204 212V211H203ZM7 213H9L8 212V210H7V212H6V214ZM13 213V214H12ZM177 213V214H176ZM15 214H17V215H15ZM15 215V216H14ZM20 215V214H19ZM172 215H174L173 216V220H172ZM11 216V217H10ZM263 216V217H262ZM6 217H7V215H6ZM33 217V218H32ZM166 217V218H167ZM12 218V219H11ZM28 218V219H27ZM39 220V221H38ZM12 221V222H13ZM262 221V222H261ZM18 223H20L19 221H17ZM167 222V223H166ZM20 223V224H21ZM26 223V222H25ZM42 223V224H41ZM9 224V223H8ZM12 224V223H11ZM14 224H15V222H14ZM14 224H13V226H12V229H15V228H17L18 226H19V224H16L17 226H15L14 227ZM27 224H25V225H27ZM166 224V225H165ZM168 224H169V226H168ZM162 225H165L163 228H162ZM239 225H241V224H239ZM53 225H51V227H52ZM166 226H168L169 228H166ZM188 226V227H187ZM264 226V225H263ZM14 227V228H13ZM50 227V228H51ZM54 227V226H53ZM39 228V229H40ZM50 228L48 229V228H46V229H48V230H50ZM185 228V227H184ZM189 228V229H188ZM237 228H239V230L238 231H240V226H237L236 227V229H235V231L237 232V234H239V232L237 231ZM261 228H264V227H261ZM38 229V228H37ZM46 229L44 228V230L43 231H45V232H43L42 230H39V232H41V235H40V239L42 240H40L41 241V243H39V246H38V249H39V252L37 253V257L36 258H38L39 259V261H40V263H39V261H38V259H36L35 261H36V264H41V263H43V261H44V256H45V253H44V251H40V248L41 247H43V246H45V248H46V250H50L51 248H52V243H53V235H52V233H51V231H49L50 233L48 234V231H46ZM51 229H53V228H51ZM167 229V230H166ZM188 229V230H187ZM11 230V229H10ZM54 230V229H53ZM187 231V233H185V231ZM7 231V232H8ZM12 231H14V230H12ZM9 232L8 234L11 236V235H14L15 233L14 232ZM164 231L166 232L165 234H164ZM184 231V232H183ZM15 232H16V230H15ZM47 232V233H46ZM11 233V234H10ZM12 233H14V234H12ZM259 233L260 234H258V235H260V236H258V240H259V242H262V243H259V242H256V244L257 243H259L261 246H263L264 245V230L263 229H261L260 231H259ZM263 233V234H262ZM7 234H6V231H5V233H4V236H3V238L4 239H2V241L3 240H6L7 238V236H6ZM155 235V236H156ZM167 235H168V237H167ZM6 236V237H5ZM10 236L8 237V238H10ZM42 236V237H41ZM50 236V237H49ZM165 236V237H164ZM172 236H173V239H172ZM175 236V237H174ZM178 236L180 237V238H178ZM181 236H183V237H181ZM262 236V237H261ZM260 237V238H259ZM6 238V239H5ZM11 238H12V236H11ZM47 238V239H46ZM161 238H162V240H161ZM166 238V239H165ZM178 238V239H177ZM49 239V242H50V244H48L49 242L47 241ZM168 239V240H167ZM172 239V240H171ZM177 239V240H176ZM260 239H263L262 241L260 240ZM8 240V241H7ZM6 240V242H7V244H5V243H3L2 242V244H5L6 246L9 244L8 242H9V239H7ZM45 240V241H44ZM184 240H185V242H184ZM257 240V241H258ZM161 241V242H160ZM47 242V244H48V247H50V249L48 248V247H46L47 245H43V244H45ZM150 242H155V244H154V246H152L153 248H151V246L150 245H153L152 243L150 244ZM156 242H157V244H156ZM186 242H187V244H186ZM166 244V245H165ZM170 244V243H169ZM149 246V247H148ZM161 246V247H160ZM178 246V247H177ZM5 247V246H4ZM146 247H148V249L146 248ZM165 247V248H164ZM264 247V246H263ZM48 248V249H47ZM155 248H156V251H155ZM157 248H158V250H157ZM164 248V249H163ZM146 249V250H145ZM188 249V250H187ZM148 250V251H147ZM149 250H150V252H151V250H153L151 253L152 254H150V252H149ZM264 250V249H263ZM146 251V252H145ZM40 252H42V253H40ZM141 252H143L142 254H141ZM149 252V253H148ZM159 252H161V253H159ZM42 254V256L43 257H41V256H39V255H41ZM144 254V255H145ZM158 254H159V256H158ZM152 255V257L150 258L149 256H151ZM143 256V255H142ZM2 257V256H1ZM0 257V258H1ZM78 257V256H77ZM41 258V259H40ZM43 258V259H42ZM77 259V258H76ZM143 259H145V260H143ZM151 259V260H150ZM2 260V258L0 259V262H1V264H5V262L4 261H1ZM4 260V259H3ZM143 260V261H142ZM3 262V263H2ZM75 262V261H74ZM73 262V263H74ZM187 262V263H186ZM22 264V263H21ZM23 264H27V263H23ZM34 264H35V262H34ZM147 264V263H146Z\"/></svg>", "mask_w": 264, "mask_h": 264}]
</instances>
